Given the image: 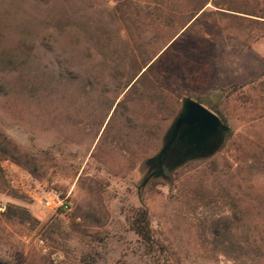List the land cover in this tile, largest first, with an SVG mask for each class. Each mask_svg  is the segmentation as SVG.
<instances>
[{"label":"rangeland","instance_id":"rangeland-1","mask_svg":"<svg viewBox=\"0 0 264 264\" xmlns=\"http://www.w3.org/2000/svg\"><path fill=\"white\" fill-rule=\"evenodd\" d=\"M219 1L0 0V264H264V0ZM186 97L230 130L144 184Z\"/></svg>","mask_w":264,"mask_h":264},{"label":"water","instance_id":"water-1","mask_svg":"<svg viewBox=\"0 0 264 264\" xmlns=\"http://www.w3.org/2000/svg\"><path fill=\"white\" fill-rule=\"evenodd\" d=\"M229 130L230 126L217 113L198 100L186 97L165 136L163 147L149 160L151 168L157 169L148 175L144 184L152 176H161L166 162L170 163V168H175L190 159L212 155Z\"/></svg>","mask_w":264,"mask_h":264},{"label":"trees","instance_id":"trees-1","mask_svg":"<svg viewBox=\"0 0 264 264\" xmlns=\"http://www.w3.org/2000/svg\"><path fill=\"white\" fill-rule=\"evenodd\" d=\"M190 3L192 4V6L190 7V11L191 16H190V20L193 19L195 17L196 12L202 10L210 0H189ZM214 2V4L217 7H220L219 5H223L225 3L220 2L219 0H212ZM233 7V6H230ZM229 10H233V11H237L240 13H244L246 16H243L245 18H248V20L250 21H254L257 23H264V8L261 9H257V8H242L243 10H236V9H232V8H227ZM241 9V8H240ZM183 14V13H182ZM181 14V15H182ZM172 16V15H171ZM186 30L184 32L187 31ZM181 36V35H180ZM3 90L2 86L0 85V92ZM199 102V99H197ZM217 113V111H215ZM221 117V116H220ZM222 120L225 122V119H223V117H221ZM10 142L9 141H5V144L8 145ZM1 145V144H0ZM8 148H6V146H0V153H8ZM132 226L133 229L135 230V232L138 234L139 238L142 240V242H144L145 244H151L153 242V235H152V229H151V224H150V219H149V212L148 209L145 207H139L137 209H134L133 214H132ZM254 252H256L257 255L260 254V250L258 248H256L254 250Z\"/></svg>","mask_w":264,"mask_h":264},{"label":"built area","instance_id":"built-area-1","mask_svg":"<svg viewBox=\"0 0 264 264\" xmlns=\"http://www.w3.org/2000/svg\"><path fill=\"white\" fill-rule=\"evenodd\" d=\"M45 205L52 207V208H59V207H64V208H69L68 204L63 201V199L59 196V194H55L53 197L47 198L45 200Z\"/></svg>","mask_w":264,"mask_h":264}]
</instances>
